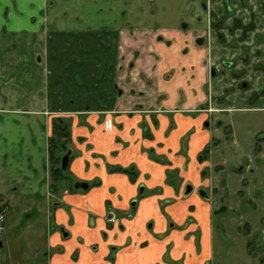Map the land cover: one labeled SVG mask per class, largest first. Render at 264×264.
<instances>
[{
    "label": "crops",
    "instance_id": "crops-1",
    "mask_svg": "<svg viewBox=\"0 0 264 264\" xmlns=\"http://www.w3.org/2000/svg\"><path fill=\"white\" fill-rule=\"evenodd\" d=\"M58 1L0 0V34H28L30 44L42 45L43 62L38 61L47 70L39 88L28 94L30 98L25 97L26 108L14 111L31 117V128L46 133V160L42 149L37 156L34 134H15L20 140L17 145L27 152L24 158L30 174L25 172L24 181L14 174L8 183L0 180L1 203L10 210L16 207V200L27 198L17 195L15 186L33 184L38 160L45 177L37 183L45 186L50 198L45 200L38 233L28 227L29 215L28 220L23 215L17 225L26 232L24 251L34 248V237L39 249L35 247L26 260L15 256L23 246L13 247L3 226L0 264H110L111 247L115 248V264H215V199L198 194L199 186L209 188L210 184L206 186L208 177L200 171L208 163L197 161L198 153L214 137L202 126L203 117L194 118L182 110L189 105L194 108L200 101L193 93L198 88L196 77L192 79L194 70L204 67V56L195 55L190 63L177 55L174 59L177 48L166 47L163 41L177 40L178 45L187 41L189 47L193 41L190 36L183 38L178 29L171 36L162 28L163 41H156L150 28L123 22L116 25L117 21L110 30L77 29L73 5L78 0H70L72 8L63 11L57 10ZM171 56L175 63L169 66ZM185 66L189 71H182ZM168 72L174 73L170 85L163 82ZM55 118L71 120V145L77 153L69 160L70 181L100 180L98 187L72 192L63 182L53 191L49 189L47 138ZM28 125L24 123L26 128ZM17 126L15 123L11 129ZM10 150H4L5 161ZM3 164L0 169L5 171ZM107 165H134L135 182L127 175L111 174ZM187 183L194 191L185 196ZM140 186L144 195L137 200ZM135 199L134 214L127 217ZM108 205L121 224L107 226Z\"/></svg>",
    "mask_w": 264,
    "mask_h": 264
},
{
    "label": "rangeland",
    "instance_id": "rangeland-1",
    "mask_svg": "<svg viewBox=\"0 0 264 264\" xmlns=\"http://www.w3.org/2000/svg\"><path fill=\"white\" fill-rule=\"evenodd\" d=\"M63 1L57 2L58 11L72 8L70 0L67 3ZM73 10H77L75 27L81 30H110L113 22L117 21L116 25L123 22L124 25L154 30L156 41H163V35L159 33H162V28L167 29L171 36L178 29L183 38L190 36L193 39V47H189L187 41L183 45L182 38L179 45L177 40L163 41V44L177 48L174 59L178 56L190 63L195 55L204 56V67L194 70L192 79L194 81L196 77L194 84L198 88L193 93L200 101L196 107L189 105L182 110L194 118L203 117L202 126L214 137L208 144L212 153L208 157L205 155L208 164L201 167L204 177H208L206 186L210 185L209 188L199 186V189L210 198L215 197L212 212L215 264H264V0H78ZM198 38L202 39L200 46L196 44ZM30 42L29 35L25 33L0 34V164L4 163L2 167L5 169H0V180L5 183L9 182L11 174L22 181L24 174H30L24 158L26 150L17 145L20 140L15 134L18 135L19 131H25L26 135L34 134L37 156L42 149V158L46 160V133L31 128V117L14 112L26 108L25 97L30 98L31 92L39 88V81L47 72L40 63L43 62L42 45ZM172 59V56L168 57L169 66L175 63ZM185 70L189 71V67H183L182 71ZM211 71H214L213 77L210 76ZM173 75V72L166 73L163 82L172 84ZM154 80L157 81L156 74ZM242 84H246L245 88L241 87ZM220 121L218 128L217 122ZM26 122L29 123L28 128L24 126ZM15 123L18 126L11 129ZM67 123L71 141V120ZM217 137H225L226 140L219 141L215 139ZM219 142L222 144L215 150ZM8 149L11 150L8 161H5L2 155ZM69 149H72L71 143L68 144ZM76 153L72 149L70 160ZM202 157L198 160L200 163ZM39 163L36 161V169L33 170L37 174L34 175L36 184L32 181L33 184L15 186L16 194L27 198L16 200V207L10 210L3 203L8 210L4 223V231H8L6 238L13 247L23 246L21 253H14L23 260L30 258L35 247L39 249V242L34 237V248L28 247L24 251L28 245L26 232L25 229L19 231L17 225L23 215H29L32 219L28 227L38 233L45 217V200L50 199L49 195L46 196L45 186L37 183L45 177ZM63 174L66 185L71 186L75 181H70L73 176L69 165ZM187 185L194 188L187 183L184 192ZM212 188L215 193L212 191L211 196ZM2 201L0 198V203ZM174 227L183 229V226ZM4 239L0 233V240ZM107 261L115 264L109 256Z\"/></svg>",
    "mask_w": 264,
    "mask_h": 264
},
{
    "label": "trees",
    "instance_id": "trees-1",
    "mask_svg": "<svg viewBox=\"0 0 264 264\" xmlns=\"http://www.w3.org/2000/svg\"><path fill=\"white\" fill-rule=\"evenodd\" d=\"M68 120H53L52 122V134L48 138V163L51 171V178L53 181L52 191L56 189L57 186H61L63 182H65V176L63 174V170L60 168V158L65 152L68 151V143H70V130L67 123ZM109 172L116 173H125L128 175L131 181H134L135 172L128 168H121L116 166H109ZM55 183V184H54ZM98 182H94L91 184V187L97 186ZM75 190V189H74ZM71 189V191H74ZM166 260V259H165ZM178 264V263H172Z\"/></svg>",
    "mask_w": 264,
    "mask_h": 264
},
{
    "label": "flooded vegetation",
    "instance_id": "flooded-vegetation-1",
    "mask_svg": "<svg viewBox=\"0 0 264 264\" xmlns=\"http://www.w3.org/2000/svg\"><path fill=\"white\" fill-rule=\"evenodd\" d=\"M198 39H200V38H198ZM197 40V39H196ZM197 44V43H196ZM198 45V44H197ZM198 46H200V45H198ZM212 72L214 73V71H211V74H210V76L211 77H213L212 76ZM245 86H246V84H242L241 85V87L242 88H245ZM56 120H59L60 118H55ZM55 119H53V120H55ZM53 120H52V122H53ZM68 121H69V119H68ZM218 121V120H217ZM220 123H221V121L220 122H217V125H218V128H220ZM206 125H207V123H206ZM217 128V129H218ZM224 128H225V126L223 125V128L221 129V131L223 132V130H224ZM49 138V137H48ZM48 138H47V140H48ZM215 139H218L219 141H221V140H223V139H219L218 137L217 138H215ZM259 139V138H258ZM257 139V140H258ZM224 140H226V139H224ZM70 143H71V141H70ZM70 143H68V144H70ZM258 143V142H257ZM219 144H222L221 142H219L217 145H216V147H215V150H216V148H217V146L219 145ZM47 148H48V143H47ZM210 146L209 145H206L202 150H201V152H199L198 153V155H197V161L198 160H200V158L202 157V155L204 154V156L202 157L203 158V161L200 163L199 161V163L200 164H205V163H208L207 161H208V156H209V154H211L212 153V151H210ZM48 153V152H47ZM67 153H69V160L71 159V156H72V149H69L67 152H65L63 155H61V158H60V168H61V160H62V158L67 154ZM207 153V154H206ZM202 154V155H201ZM150 155V154H149ZM207 157H206V156ZM69 160H68V165H69ZM161 163H165L166 164V162H161ZM68 165H67V167H68ZM107 166H111V167H113L112 165H107ZM67 167H66V169H67ZM116 167H120V166H116ZM121 168H126V167H121ZM128 169H130V170H133V171H136L137 169H136V167L134 166V165H130V166H128L127 167ZM49 174H50V179H51V181H52V178H51V171H50V166H49ZM62 169V168H61ZM65 169V170H66ZM202 169V168H201ZM200 169V171L202 172V175H203V170H201ZM65 170H63V171H65ZM111 174H124V175H127V174H125V173H116V172H110ZM127 177H128V175H127ZM129 178V177H128ZM172 177L170 176L169 177V182H171L172 181V179H171ZM130 180V179H129ZM131 181V180H130ZM94 182H98V185L97 186H93V187H98L100 184H101V181L100 180H95V181H91V182H77V180H75V182L74 183H71L72 185L70 186V188H69V190L68 191H71V189H75L74 191H72V192H76V191H82V192H85V191H87L89 188H91V184L92 183H94ZM131 182H135V179H134V181H131ZM243 183V182H242ZM55 184V183H54ZM79 184H86L87 185V188L86 189H83V188H80V187H78V188H75V186L76 185H79ZM52 185H53V181H52V184L50 185V190L52 191ZM186 185V184H185ZM188 186V185H187ZM191 186V185H190ZM57 188V187H56ZM184 188H185V186H184ZM191 188L192 189H194L192 186H191ZM225 188H226V185H225ZM192 189H191V191H192ZM215 190V189H214ZM191 191H190V193L189 194H185V192H184V190H183V194L185 195V196H188V195H190L191 194ZM212 191H213V188H212V190H211V194H209V195H211L212 196ZM240 192V191H239ZM215 193V192H214ZM50 194H51V192H50ZM198 194L200 195V196H202V197H205V198H208L209 196L208 195H206L205 194V192H204V190H200V189H198ZM143 186H140L139 187V195H138V197H137V200H139V199H141V198H143ZM210 198V197H209ZM212 198H213V196H212ZM215 198V197H214ZM213 198V199H214ZM136 199L135 200H132L131 201V207H130V213H128L127 214V217H131L133 214H134V211H135V204H136V201H137ZM1 210H4L5 211V220H6V212H7V208H6V206L3 204V203H0V211ZM109 213H111V214H109ZM26 216V215H25ZM24 216V217H25ZM28 216V215H27ZM26 216V217H27ZM111 216H113L114 218H113V221H110V217ZM109 219V220H108ZM105 222H106V224H107V226H117V225H119V224H121L120 222H121V219L119 218V216L116 214V212L113 210V208L112 207H110V205H108L107 206V209H106V215H105ZM4 223H5V221H4ZM3 226H4V224H3ZM2 232H3V230H2ZM1 232V233H2ZM247 245V244H246ZM114 252H115V248H113V247H111L110 248V253H109V257H111V259H113V256H114ZM260 262H263L262 261V259L260 260ZM262 264V263H261Z\"/></svg>",
    "mask_w": 264,
    "mask_h": 264
},
{
    "label": "water",
    "instance_id": "water-1",
    "mask_svg": "<svg viewBox=\"0 0 264 264\" xmlns=\"http://www.w3.org/2000/svg\"><path fill=\"white\" fill-rule=\"evenodd\" d=\"M196 43L198 44V45H201L202 44V39H197L196 40ZM214 75V73L212 72V76ZM68 160H69V153H67L63 158H62V160H61V168H62V170H65L66 169V167H67V165H68ZM78 187H80V188H83V189H86L87 188V185L86 184H79V185H76L75 186V188H78ZM191 186L190 185H188V186H186V190H185V194L187 195V194H189L190 193V191H191Z\"/></svg>",
    "mask_w": 264,
    "mask_h": 264
},
{
    "label": "built area",
    "instance_id": "built-area-1",
    "mask_svg": "<svg viewBox=\"0 0 264 264\" xmlns=\"http://www.w3.org/2000/svg\"><path fill=\"white\" fill-rule=\"evenodd\" d=\"M109 214H111V213H109ZM112 215V214H111ZM113 216H111L109 219H110V221H113ZM108 219V220H109ZM4 221H5V211L4 210H1L0 211V233L2 232V230H3V224H4Z\"/></svg>",
    "mask_w": 264,
    "mask_h": 264
}]
</instances>
